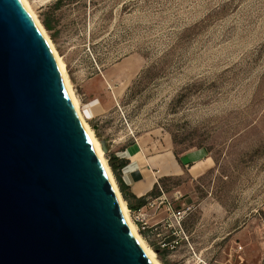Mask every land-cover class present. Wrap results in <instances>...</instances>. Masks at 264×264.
Returning <instances> with one entry per match:
<instances>
[{
    "label": "rangeland",
    "instance_id": "1",
    "mask_svg": "<svg viewBox=\"0 0 264 264\" xmlns=\"http://www.w3.org/2000/svg\"><path fill=\"white\" fill-rule=\"evenodd\" d=\"M29 1L40 21L56 2ZM54 12L45 30L107 163L155 180L150 227L128 209L162 264H264V0H64ZM165 152L175 161L157 172Z\"/></svg>",
    "mask_w": 264,
    "mask_h": 264
},
{
    "label": "water",
    "instance_id": "2",
    "mask_svg": "<svg viewBox=\"0 0 264 264\" xmlns=\"http://www.w3.org/2000/svg\"><path fill=\"white\" fill-rule=\"evenodd\" d=\"M0 264H153L18 0H0Z\"/></svg>",
    "mask_w": 264,
    "mask_h": 264
},
{
    "label": "bare ground",
    "instance_id": "3",
    "mask_svg": "<svg viewBox=\"0 0 264 264\" xmlns=\"http://www.w3.org/2000/svg\"><path fill=\"white\" fill-rule=\"evenodd\" d=\"M18 1L21 4L24 11L26 12L29 19L31 20V22L33 23L36 31L38 32L40 38L42 39L51 59L53 61V64L55 66L59 80L63 86V89L67 95V98L71 104V107H72L73 111L75 112V114H76V116H77V118H78L84 132H85V135H86V137H87V139H88V141H89V143H90L101 167L103 168L104 173L106 174V177H107V179H108V181H109V183H110V185L114 191V194H115V196L118 200L119 206L121 208L122 214H123L128 226H129V228L131 229L133 235L135 236V238L137 239V241L141 245V247L144 250L147 257L151 260V262L153 264H162V262L159 260V258L157 256L156 252L154 251V249H152L145 242V240L139 234L136 224L133 223V221L130 218L129 209L127 207L126 201H125V199L122 198V195H121L119 188H118V185H117V183L113 177L110 166L107 163V160L104 156L105 154H104L103 149L101 147V142H100V140H98L93 129L90 127L88 122L83 117V114L80 110L79 100H78L77 96L75 95V92H74V89L72 87L68 73L66 71L64 62L62 61V58L59 55V53H58L55 45L53 44L50 36L48 35L47 31L45 30V27L43 26L41 21L38 19L37 15L35 13V10H34L33 3L30 2L29 0H18Z\"/></svg>",
    "mask_w": 264,
    "mask_h": 264
},
{
    "label": "crops",
    "instance_id": "4",
    "mask_svg": "<svg viewBox=\"0 0 264 264\" xmlns=\"http://www.w3.org/2000/svg\"><path fill=\"white\" fill-rule=\"evenodd\" d=\"M88 112L90 114V118L92 119V123H94L96 126H99V124H101L103 119L105 118L103 108L100 107V105H98V103L95 100H90L88 102ZM173 157L174 156L172 154H169L167 152H165L164 154H160L159 156H157V158L155 156H153L152 157V163H153L154 169L157 172H160V171L163 172V171L167 170L168 168H171L173 166V162L175 161ZM131 165L132 164L129 162L128 164L123 166L121 169V172H118V176H119L120 180L123 182V184L127 187L125 189V192L128 195H131L135 198L144 197L150 192L151 187H152V183H154L155 180H153L147 184L140 182L141 179H136V174L138 172L137 169H135L134 167H131ZM148 167L151 170V167L150 166H148ZM147 199H148V197H147ZM129 201L132 205H137L136 199L130 197ZM147 201L145 202V204H143L141 207H139V209L140 208L141 209L146 208ZM162 220L163 219L159 218V215H155V216H153L152 223H150V224H151V226L154 224L157 225Z\"/></svg>",
    "mask_w": 264,
    "mask_h": 264
},
{
    "label": "trees",
    "instance_id": "5",
    "mask_svg": "<svg viewBox=\"0 0 264 264\" xmlns=\"http://www.w3.org/2000/svg\"><path fill=\"white\" fill-rule=\"evenodd\" d=\"M64 0H56V2L53 4L52 7H49L47 9L46 12L43 13V16L41 18V22L43 24V26L45 27V29L47 31H52L56 28L57 24H58V18L54 12L55 9H57L60 4L63 2ZM108 164L110 166L111 171L113 172L119 191L122 195V198L125 199L126 203H127V207L130 210H135L138 209L139 207H141L143 204H145L147 197H152L155 195V193L153 191L149 192L146 196L144 197H140V198H135L131 195H128L125 192V189L127 188L123 182L120 180L118 174L116 173L118 169L122 168L123 166H125V161L123 160H119L118 162L115 163V160H111V158L109 157L108 159ZM132 197L134 199H136L137 201V205H132L129 201V198ZM155 251H157V248H153ZM158 252V251H157Z\"/></svg>",
    "mask_w": 264,
    "mask_h": 264
},
{
    "label": "built area",
    "instance_id": "6",
    "mask_svg": "<svg viewBox=\"0 0 264 264\" xmlns=\"http://www.w3.org/2000/svg\"><path fill=\"white\" fill-rule=\"evenodd\" d=\"M158 200H159V197L148 200L146 203V211H143L141 208L138 210L132 211L133 217H134L133 221L141 224L142 226L149 227L148 210L157 208L163 202V200H159V201ZM168 210L170 211V215L173 218V220L175 219V221L179 223L180 219L183 216V211H180V210L173 211L170 209L169 204H168ZM173 243H176V241H174ZM162 246H165V244H162ZM169 247H173V244H170Z\"/></svg>",
    "mask_w": 264,
    "mask_h": 264
}]
</instances>
